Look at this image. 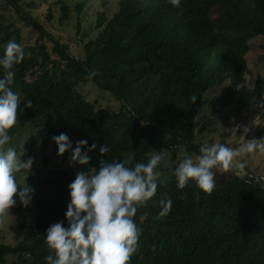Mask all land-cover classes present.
I'll use <instances>...</instances> for the list:
<instances>
[{
	"label": "trees",
	"instance_id": "obj_1",
	"mask_svg": "<svg viewBox=\"0 0 264 264\" xmlns=\"http://www.w3.org/2000/svg\"><path fill=\"white\" fill-rule=\"evenodd\" d=\"M117 1L118 9L110 18L99 15L104 28L83 46L81 59L46 33L26 11L25 0H4L0 6L4 12L12 9L24 27L39 33L34 44H24L21 30L7 24L9 17L0 13V54L9 39L26 53L13 65L11 89L22 96L10 138L39 123L40 149L50 152L44 163L52 159L62 167L49 181L38 182L31 210V246L0 244V264H6L8 256L18 258L13 264H45L49 249L43 235L57 221L67 226V185L76 171L128 154L134 157L128 165L132 166L146 162L153 150L174 157L185 147L198 156L201 145L196 137L212 126L209 120L196 131L198 108L212 87L228 80L239 101L264 97V75L256 77L252 91L246 78L253 76L247 62L251 43L264 37V0H181L179 8L167 0ZM225 1L233 20L217 29L213 16ZM57 4L65 21L70 7L64 0ZM260 60L264 61V54ZM89 81L111 92L120 109H98L86 100L76 85ZM61 132L73 147L80 139L97 145L87 153V166L69 165V152L57 155L51 138ZM37 144H26L23 160ZM101 145H107L108 152L101 154ZM157 169L164 171L160 164ZM165 198L172 200L171 209L159 217V201ZM132 219L139 233L137 250L127 264H264V181L252 173H230L216 193H203L194 181L178 189L173 173L166 182L157 183L153 197L137 207Z\"/></svg>",
	"mask_w": 264,
	"mask_h": 264
},
{
	"label": "clouds",
	"instance_id": "obj_2",
	"mask_svg": "<svg viewBox=\"0 0 264 264\" xmlns=\"http://www.w3.org/2000/svg\"><path fill=\"white\" fill-rule=\"evenodd\" d=\"M174 8H179L181 0H167ZM0 54V212L16 203L14 196L23 206L31 203L34 189L27 183L20 186L16 174L32 166V158L21 160L14 146H9V130L16 124L19 97L12 91L14 82L13 65L18 64L26 55L21 45L9 39L2 45ZM92 75H95L93 72ZM193 101L196 100L192 96ZM30 104L31 101H28ZM57 155L70 153L69 165L73 163L87 166L88 152L96 149L95 143L88 145L87 140L70 141L66 133L53 135ZM82 148L85 150L82 152ZM107 145H101L99 152H108ZM256 150L264 154V139L250 140L239 149L224 144H202L199 155L193 159L185 156L174 168L176 187L182 189L194 181L196 187L211 192L215 186L216 166L229 167L232 158L241 152ZM164 152L153 150L146 162L133 161L132 154L123 159L108 162L99 161L96 167L78 170L74 179L68 183L69 200L64 222L50 224L43 235V242L49 254L43 257L45 264H127L137 250L139 229L134 223L138 206L153 197L161 173L157 165ZM157 213L165 216L171 209L170 198L159 201Z\"/></svg>",
	"mask_w": 264,
	"mask_h": 264
},
{
	"label": "rangeland",
	"instance_id": "obj_3",
	"mask_svg": "<svg viewBox=\"0 0 264 264\" xmlns=\"http://www.w3.org/2000/svg\"><path fill=\"white\" fill-rule=\"evenodd\" d=\"M59 0H25L26 11L41 25V27L52 36L53 40L68 47L70 53L76 58H83V46L93 40L104 28L99 25V15L104 14L110 18L118 9L117 0H64L70 7L69 17L61 21V5ZM4 0H0V6H4ZM28 4V5H27ZM79 4L81 7L79 8ZM1 14L9 17L7 24H13L21 30L24 44H34L38 39L39 33L29 27H24L15 17L14 11ZM13 16L14 19H11ZM230 20H233L232 8L229 2L224 3L220 10L213 16V21L217 29L222 28ZM49 48L52 43L45 40ZM264 37H259L252 41L250 51L247 55L249 70L253 76L246 77L249 84V91L253 90V84L258 75H264V61L260 56L264 54ZM76 90L83 95L86 100L95 104L99 108L118 111L121 107L120 102L115 96L107 91L100 89L93 82H80L76 85ZM17 93L19 99L22 94ZM239 101L236 89L229 87L228 80L223 84L212 87L204 97L198 108L196 121V131L199 127L212 121V126L208 127L202 135H197V144H224L233 149H239L250 142V140L264 139V97L259 99ZM39 123L25 128L19 137L10 138L9 146L16 148L17 154L23 160V154L26 144L29 141H36L38 144L32 150L28 157L32 158V166L28 169H22L16 174L18 185L29 184L33 189L31 203L23 206L18 198L13 197L16 203L0 216V244L17 246L22 244L28 248L32 243L31 227L33 224L31 210L36 201L35 193L39 189V181H49L54 175V171L61 169L56 165V161L49 159L44 163L46 156L50 152H43L40 149V141L43 134H40ZM159 163L164 171L158 178V182H166L173 176V167L185 157L191 156L195 159L196 155L190 154L185 147H180L173 157L168 151ZM231 169H237V175L243 176L252 173L264 181V154L253 150L252 152H241L232 158ZM174 167V168H175ZM221 167V168H220ZM216 166L212 169L214 172L215 186L209 193H216L221 190L223 184L228 182L230 172L222 166ZM234 170V169H233ZM33 177L35 179L33 180ZM192 181V180H189ZM203 193H205L203 191ZM26 255V254H25ZM27 256V255H26ZM6 264L18 262L15 256L6 257Z\"/></svg>",
	"mask_w": 264,
	"mask_h": 264
},
{
	"label": "water",
	"instance_id": "obj_4",
	"mask_svg": "<svg viewBox=\"0 0 264 264\" xmlns=\"http://www.w3.org/2000/svg\"><path fill=\"white\" fill-rule=\"evenodd\" d=\"M142 126H145V125H142ZM223 168H225V170L229 171L231 174L237 175L233 169L229 167H223Z\"/></svg>",
	"mask_w": 264,
	"mask_h": 264
}]
</instances>
